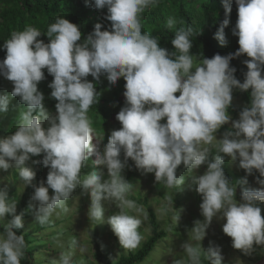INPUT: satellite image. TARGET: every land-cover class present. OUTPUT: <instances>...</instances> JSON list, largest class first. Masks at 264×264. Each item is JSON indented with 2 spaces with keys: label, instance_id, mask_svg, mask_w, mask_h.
Here are the masks:
<instances>
[{
  "label": "clouds",
  "instance_id": "clouds-1",
  "mask_svg": "<svg viewBox=\"0 0 264 264\" xmlns=\"http://www.w3.org/2000/svg\"><path fill=\"white\" fill-rule=\"evenodd\" d=\"M86 3L97 10L107 8L109 29L102 30L104 26L97 23L82 41L78 25L57 17L46 32L49 42L38 39L41 31L29 25L13 32L3 44L6 57L0 60V75L12 82L11 97H19L26 110L20 112L15 131L0 136V171L15 168L26 186L33 187L29 208L35 221L43 225L54 213L57 217L61 214L58 209L66 213V202L82 186L90 195L89 220L110 225L120 245L135 250L142 240L138 231L142 219L126 210L140 213L142 209L128 198L133 188L125 178L132 170L129 158L138 174L154 173L155 182L167 189L185 183V174L177 173L181 165L189 172L207 165L205 173L193 176L189 185H198L195 191L202 197L204 219L194 221L189 240L181 245L187 261L175 260L173 264H202L201 242L214 218L226 220L223 232L232 238V247L244 255H250L254 246H264V0H235L238 18L232 34L238 37V50L204 57L195 67L191 28L175 33L171 40L174 52L161 47L157 37L142 33V14L159 0ZM222 4L225 19L214 38L226 46L225 28L232 4L230 0H222ZM175 23L169 18L167 27L172 29ZM244 54L250 59L243 61L247 71L241 82L231 61ZM44 69L54 77L48 87L51 98L57 101L55 114L45 107V95L38 88L46 79ZM89 75L96 82L105 77L110 86L120 78L126 81L125 104L116 115L121 128L111 124L115 130L102 151L99 145L103 140L96 138L89 116L92 113L88 114L101 93L87 79ZM234 89L250 91L251 97L238 120L229 113ZM9 103V95H0V113L8 111ZM114 115L111 110L110 119ZM229 123L223 138L217 139L215 133ZM203 145L215 147L213 159L209 160L211 148ZM41 154V160H32ZM93 156L94 170L82 177V169ZM226 156L232 163L239 160V168L246 172L240 185H247V177L258 172L256 183L260 187H243L237 200V188L231 186L223 168ZM30 161L49 168L46 182L33 183L36 171L29 166ZM49 189L53 190L51 196ZM105 201L119 211L106 217ZM16 213L17 201L9 197L8 186L0 187V223L4 224L0 264H21L24 255V236L15 231L23 227L24 213ZM173 219L179 222L180 216ZM77 244L75 238L70 241L71 246ZM209 245L203 249L204 258L209 264H223L222 247L214 241ZM79 251L86 249L80 246ZM73 256L71 251L61 252L51 264H74Z\"/></svg>",
  "mask_w": 264,
  "mask_h": 264
},
{
  "label": "rangeland",
  "instance_id": "rangeland-1",
  "mask_svg": "<svg viewBox=\"0 0 264 264\" xmlns=\"http://www.w3.org/2000/svg\"><path fill=\"white\" fill-rule=\"evenodd\" d=\"M199 65L194 64V67ZM194 70V69H193ZM101 83H105V80L101 78ZM13 84L8 83L0 90V95L7 94L10 97L9 108L6 113H0V125L9 130L8 134H0V136H6L12 134L16 130L18 124V117L22 111V104L18 97H11V91ZM235 89L233 90V104L237 107L244 106L242 100L235 95ZM179 96V93H176ZM121 103L114 105L112 108L110 105L105 107L108 110H112L113 119L109 120L106 126L101 116L97 114L93 117L91 115L92 126L96 132V138L103 140L99 148L102 151L104 145L108 142V137L111 132L121 128L120 122L116 119L117 113L125 104V97L120 96ZM124 103V104H123ZM17 104V105H16ZM16 105L17 108L12 110V106ZM53 114L56 112L50 111ZM233 120L239 119L238 115H231ZM165 123V121H161ZM115 126L114 128L111 124ZM47 126V125H45ZM230 128V123L224 125L215 135L217 139L223 138V133ZM12 132V133H10ZM93 143H96L94 139ZM214 143H216L214 141ZM202 147H210L211 154L209 160L213 159L216 149L211 145H203ZM95 156L91 157L87 162V166L82 169V177L94 170L92 161ZM227 163L224 169L227 170V175L231 181V186L237 188L236 195L239 193L238 184L243 177L246 176V172L239 168V160L235 163L231 162L230 157H225ZM29 166L34 169L35 164L29 162ZM207 170V165H202L199 169L189 172L185 170V183L179 186L176 193H173V189H167L164 185L155 182L154 173L144 175L140 172L139 178L133 183V188L129 196H134L141 199V201H148L147 207H142V212L136 213L134 210H130L134 216L142 219V224L138 231L142 236L139 247L143 246L147 240L154 235V228L150 223V216L146 210L150 209L156 215L158 231L165 232L166 237L160 240L157 248L151 253L142 264H173V261L183 259L187 261V255L181 248V245L189 240L188 231L194 226V221L203 220L201 215L200 204L202 202L201 195L195 191L198 185H193L192 188L189 185L192 183L191 178L193 176L203 175ZM43 171L49 172V168H43ZM105 178H107V170L105 169ZM124 172H127L125 168ZM16 174V176H14ZM46 174V173H45ZM259 176L258 172H254L253 175L248 176V184L243 187L259 188L260 186L256 183V178ZM8 186L9 197L17 201V210L21 196L26 188V184L22 181L18 172L15 168H10L7 172L0 171V187ZM163 192L160 193V192ZM49 195H53V191L49 192ZM237 198V197H236ZM130 199V198H129ZM176 199V200H175ZM132 200V199H131ZM237 200H239L237 198ZM134 201V200H133ZM90 195L85 193L83 187H78L72 197L66 202L68 211L65 213L62 210L60 215L57 217L55 213L50 220L43 224V228L35 227L38 224L39 227L42 225L35 221L33 211L31 217L24 222V227L29 230L31 234L37 239V242L32 246L35 247L34 259L35 264H51L53 258H58L61 252L71 251L74 256V264H100L94 257V252L97 247L102 246L106 251V254L113 260H117L119 254L122 252L128 254L127 249H124L120 243L117 244L116 239L113 236V231L110 225L106 223L99 224L97 221H90L87 215L88 208L90 205ZM137 206L140 208L139 203L135 201ZM105 208L106 217L109 215L116 214L119 209L115 204L109 202H103ZM264 207V206H262ZM129 211V210H128ZM147 219L144 220V216ZM263 215V214H262ZM179 222L174 220V217H179ZM6 223V221L4 222ZM226 223V220L214 218L212 224L207 229V236L201 242V246L204 250H207L210 241H214L216 244L222 247V254L224 256L223 264H264V246H254L255 250L250 255H244L240 250L232 247V238L227 236L223 230L222 225ZM0 228H4V224L0 223ZM75 238L78 241L76 246H71L70 241ZM195 243V242H193ZM83 246L86 251L81 253L79 247ZM138 247V248H139ZM136 248V249H138ZM203 249L201 250V259L209 264V261L204 258ZM202 264L203 261H202Z\"/></svg>",
  "mask_w": 264,
  "mask_h": 264
},
{
  "label": "trees",
  "instance_id": "trees-1",
  "mask_svg": "<svg viewBox=\"0 0 264 264\" xmlns=\"http://www.w3.org/2000/svg\"><path fill=\"white\" fill-rule=\"evenodd\" d=\"M92 2L94 3V0ZM230 3L232 4V12L230 15V23L225 28L228 41L226 46H221L214 38V34L225 19V9L222 0H159L158 5L151 7L142 14V33H149L157 37L161 47H165L170 52H174L176 50L171 44V40L174 38L175 33L181 28L185 30L191 28V40L193 44L191 54L194 64H200L204 57L212 58L217 53L222 56L235 53L239 48V44L238 37L232 34V28L235 26L238 14L235 0H230ZM106 15L107 8L97 10L90 4H87L86 0H0V60L6 57V49L3 48L5 41L11 38L13 32L23 31L26 26L31 25L40 30L42 36L38 39H43L47 43L50 39L46 35L48 27L56 22L57 17H64L79 26L83 41L94 30V26L97 23H101L104 26L102 30L110 28L111 22L105 18ZM169 18H174L176 21L172 29L167 27V20ZM246 59L250 58L244 54L231 61V66L237 69L235 73L236 78L241 82L244 81V73L247 71V67L243 63ZM44 72L46 79L39 83L38 88L45 95V107L49 112H56L55 104L57 101L51 98L50 93L52 89L48 87L54 77L48 74L47 69H44ZM101 78L105 80V83L102 84L101 81L96 82L90 75L87 77L88 80L96 84L97 91L101 93L97 97L96 103L89 109L88 114L92 113V117L94 113V115L101 116L104 123L107 124L111 116V111L105 106L121 102L119 97L124 96V85L126 81L120 78L116 85L110 86L105 77L102 76ZM8 83L12 84L11 81H8L0 75V90ZM235 91V95L242 100L244 106L237 107L232 103V106L229 108L230 115H238L246 105L250 104V91L241 92L239 89H235ZM18 100H20L19 97ZM16 105L12 106V110L17 108ZM25 110L26 106L23 105L22 111ZM89 116L91 117V115ZM8 132L9 130L4 129L0 125V134H8ZM42 158L43 154L39 157H32V160H41ZM123 159L124 155L122 152L121 160ZM128 165L130 168L132 167V170L128 174L126 173L125 178L132 184L133 181L135 182L139 178L140 174H138V169H136L135 164L130 158ZM43 168L45 169L42 164H35L34 170L36 171V177L33 181L34 184L39 185L42 180L46 182L48 172L43 171ZM185 170L183 165H181L177 170L178 175H184L186 173ZM224 171L229 178L227 170L224 169ZM177 188H173V191H175L173 193H176ZM242 188L243 185L238 184L239 193L236 195L238 199L240 198ZM50 191L53 190L49 189ZM33 192L34 189L32 186H26L16 213L17 215L24 213L23 227L15 230L18 235H23L25 239L26 246L23 250L24 255L21 259V264H35L33 262L35 247L32 245L37 242V239L24 227V222L32 215L29 204ZM160 193L163 194L162 191ZM129 198L138 202L141 209L143 206L147 207V200L143 202L140 197L137 198L134 196H129ZM145 212H148L150 216V223L154 228V235L142 247L140 246L138 249L129 250L128 254L121 252L117 260H113L108 256L102 246L97 247L94 252V257L100 264H142L149 256H152L151 253L157 248L160 240L166 237V233L158 231L155 213L150 209ZM128 214L133 215L130 210ZM262 214L264 215V210H262ZM35 227L43 228V225L39 227L38 224H35ZM3 230L4 228H0V233ZM113 236L118 244V238L115 234ZM202 261L204 264H208L203 259Z\"/></svg>",
  "mask_w": 264,
  "mask_h": 264
}]
</instances>
